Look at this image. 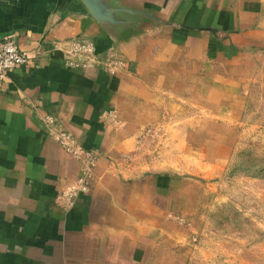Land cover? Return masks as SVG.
Instances as JSON below:
<instances>
[{
  "label": "crops",
  "instance_id": "crops-1",
  "mask_svg": "<svg viewBox=\"0 0 264 264\" xmlns=\"http://www.w3.org/2000/svg\"><path fill=\"white\" fill-rule=\"evenodd\" d=\"M10 35L28 62L0 81V264H176L161 177L220 169L264 0H0Z\"/></svg>",
  "mask_w": 264,
  "mask_h": 264
},
{
  "label": "rangeland",
  "instance_id": "rangeland-1",
  "mask_svg": "<svg viewBox=\"0 0 264 264\" xmlns=\"http://www.w3.org/2000/svg\"><path fill=\"white\" fill-rule=\"evenodd\" d=\"M249 64L243 114L220 133L226 147L209 151L221 160L214 177H161L179 214L176 264H264V51ZM183 166L177 174L196 172V165ZM183 190L192 194L174 193Z\"/></svg>",
  "mask_w": 264,
  "mask_h": 264
},
{
  "label": "built area",
  "instance_id": "built-area-1",
  "mask_svg": "<svg viewBox=\"0 0 264 264\" xmlns=\"http://www.w3.org/2000/svg\"><path fill=\"white\" fill-rule=\"evenodd\" d=\"M91 48L92 47L89 45H76L68 53H72L73 55L80 54L83 55L84 59H87V55L93 53ZM26 62H28V58L26 54L20 50L15 36H6L0 40V81L4 79L7 73ZM87 159L92 163L94 159L93 154L88 153Z\"/></svg>",
  "mask_w": 264,
  "mask_h": 264
}]
</instances>
